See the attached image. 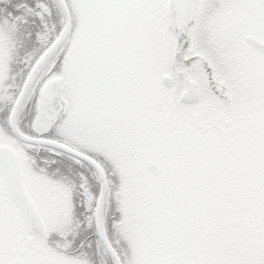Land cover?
I'll list each match as a JSON object with an SVG mask.
<instances>
[{"label":"snow or ice","instance_id":"obj_1","mask_svg":"<svg viewBox=\"0 0 264 264\" xmlns=\"http://www.w3.org/2000/svg\"><path fill=\"white\" fill-rule=\"evenodd\" d=\"M0 264H264V0H0Z\"/></svg>","mask_w":264,"mask_h":264}]
</instances>
